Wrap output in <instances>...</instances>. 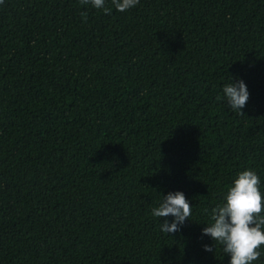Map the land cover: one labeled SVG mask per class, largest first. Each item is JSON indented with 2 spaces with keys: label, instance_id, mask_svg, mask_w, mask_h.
<instances>
[{
  "label": "trees",
  "instance_id": "obj_1",
  "mask_svg": "<svg viewBox=\"0 0 264 264\" xmlns=\"http://www.w3.org/2000/svg\"><path fill=\"white\" fill-rule=\"evenodd\" d=\"M106 6L0 4V264H229L202 229L240 171L264 192V0Z\"/></svg>",
  "mask_w": 264,
  "mask_h": 264
},
{
  "label": "clouds",
  "instance_id": "obj_2",
  "mask_svg": "<svg viewBox=\"0 0 264 264\" xmlns=\"http://www.w3.org/2000/svg\"><path fill=\"white\" fill-rule=\"evenodd\" d=\"M4 0H0L3 4ZM81 5H91L110 15L112 8L106 0H79ZM119 12H125L139 4V0H111ZM84 22L87 13L82 12ZM228 106L240 115L249 99L250 93L243 80L228 83L223 87ZM260 176L253 169L237 173L233 183L227 188L224 202L211 211V223L202 229V235L209 236L213 242L222 246L225 255L230 256L229 264H254L262 255L264 247V192L261 191ZM157 218L173 217L171 223L164 219L160 225L163 233H177L180 226L192 215V205L181 191L163 195L158 207L151 210ZM204 250L215 251L214 243L204 245Z\"/></svg>",
  "mask_w": 264,
  "mask_h": 264
}]
</instances>
